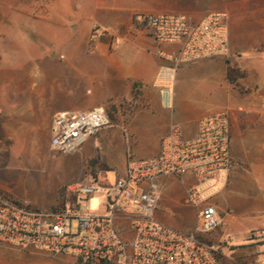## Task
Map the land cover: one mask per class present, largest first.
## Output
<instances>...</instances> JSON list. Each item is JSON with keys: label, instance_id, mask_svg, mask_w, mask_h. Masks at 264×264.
Masks as SVG:
<instances>
[{"label": "crops", "instance_id": "0c3cea01", "mask_svg": "<svg viewBox=\"0 0 264 264\" xmlns=\"http://www.w3.org/2000/svg\"><path fill=\"white\" fill-rule=\"evenodd\" d=\"M190 1L185 7L183 0H54L50 12L35 17L43 24L38 36L45 40V47L56 43L66 55L61 54L63 60L53 61V48L38 47L45 64L36 73L30 62L15 67L8 54L0 50V193L37 210L52 211L62 187L81 184L83 179L97 181L98 169L120 176L127 168L129 152L135 161L154 158L174 125L181 128L184 138L191 139L199 120L227 112L234 166L228 185L213 199L222 223L209 238L225 254L235 247L239 251L236 256L258 264L264 260V243L252 239L251 234L264 238V215L249 219L235 213L242 215V210L250 207L258 211L264 207V48L261 40L250 36L242 25L245 14L238 12L239 2ZM203 3L205 8L200 6ZM149 9L182 12L194 19L210 13L228 16L230 56L184 66L176 75L171 107L163 104L154 81L159 69L168 65L160 53L169 54L176 47L158 45L145 33L130 29L133 16ZM10 16L0 13V20ZM54 26L58 41L48 35ZM94 27L107 28L116 43L111 45L104 38L87 55L83 49ZM3 35L7 33L0 30V39ZM229 70L239 73L232 82L228 80ZM198 82L230 100V111H189L179 97ZM124 103L127 112L121 107ZM96 107L111 108L114 126L123 125L125 132L103 129L71 159L55 156L50 148L53 117L63 111L86 112ZM193 182L191 177L183 182L166 177L161 190L178 186L184 199ZM32 188L42 195L31 197ZM235 193L245 198H236ZM160 200L154 214L158 223L185 233L195 230L197 209L188 205L195 225L183 219L176 223L164 216ZM247 223L255 228L241 233ZM119 229L129 238L127 225L121 224Z\"/></svg>", "mask_w": 264, "mask_h": 264}, {"label": "built area", "instance_id": "2783aa9c", "mask_svg": "<svg viewBox=\"0 0 264 264\" xmlns=\"http://www.w3.org/2000/svg\"><path fill=\"white\" fill-rule=\"evenodd\" d=\"M130 29L145 33L158 45L176 47L169 54L160 53L168 65L159 69L154 81L166 107L172 106L176 75L184 66L231 54L225 13H210L201 19L177 13H139L133 16ZM104 38L111 45L116 43L108 33L98 35L92 30L86 54L91 55ZM112 126L104 107L57 113L50 131L51 151L73 154ZM119 127L125 132L123 125ZM230 129L227 112L199 120L191 139L184 138L181 128L174 125L154 158L135 161L129 153L127 168L114 186H65L60 196L70 193L76 200L69 208L64 205L43 212L0 193V246L70 257L74 264H228L209 235L222 223L213 199L228 185L234 166ZM166 177L194 180L184 197L185 204L198 211V224L192 233L154 219ZM99 191L103 192L100 210L93 213L88 199ZM121 224L128 226L129 238L123 237ZM257 235L252 233L251 237Z\"/></svg>", "mask_w": 264, "mask_h": 264}, {"label": "rangeland", "instance_id": "374dc122", "mask_svg": "<svg viewBox=\"0 0 264 264\" xmlns=\"http://www.w3.org/2000/svg\"><path fill=\"white\" fill-rule=\"evenodd\" d=\"M231 1L239 2L237 4L238 12H242L243 14H245L243 16L244 20L241 22L242 25H244L246 32L250 36H254L256 37V39L261 40V47L264 48V0ZM183 2V5L185 7L190 6L191 4L190 0H183ZM53 4L54 0H0V13H3L4 15L8 13L9 15H11L9 19L0 20V30L3 31V34L7 33V36H1L2 39H0V50L1 52H5L8 54L15 67L20 66L23 63L30 62V64L33 66V72L38 73L40 65L44 63V60L42 59V53L39 51L38 47H43L45 49L53 48L52 50L55 52V59L53 60L54 62L55 60H63V57H60L61 54L66 56L59 49V46H56V43L53 44L52 47L50 46L46 48L45 40L38 36V32L43 29V24H41V22H39V20L35 16H38L41 13L45 14L50 12L51 8H53ZM203 4H200V6H203L205 8L207 4ZM164 13L165 12L159 11L158 9H149L146 12V14L152 15ZM177 14L184 13L180 12ZM94 29L97 30L98 35L102 33L109 34L108 29L105 27H94L92 30ZM48 35L52 39H56V41L59 40L58 31L55 30V26L51 31H48ZM83 50L84 52H86V46ZM262 58H264V56H262ZM179 99H181L184 106L191 112L198 110H212L213 112H219L222 110L230 111V109L232 108V102L228 100L224 95L215 93L210 88L206 87V85L200 84V82L191 86V89L181 97H179ZM121 107H125L126 112L128 111V106L126 103H124ZM105 109L109 117L112 116L114 119V111L111 108ZM109 129L121 130L119 126H112L109 127ZM97 134L93 137L97 138ZM237 146L238 150H240L241 141L239 142L238 140ZM79 153L80 152L78 150L73 154L59 155L54 153V155L57 157H62L61 159H71L73 155ZM95 174L96 176H98L97 181L92 182V178L83 179L81 181V184L92 186L96 189L110 188L114 186L115 181L118 177L116 172L108 171L105 169H98L96 170ZM63 189L64 187L61 188V191ZM31 190H33L34 192L31 197L35 198L34 195L40 197L41 193L37 189L32 188ZM160 195H162V199L160 200L159 205H161L162 203V212L165 217L170 220H174L176 223L183 219L188 224H196V220L193 218L192 214L189 213V206L184 203L180 187L175 186L169 191L160 190ZM234 195L236 196V198H245V196L241 193H235ZM102 197V191H99L89 197L88 201L91 212H99ZM75 203V197H73L70 193H66L64 197L60 196L58 198L55 209H62L64 205L66 206V208H69L72 204ZM242 213L244 214L239 215V212L235 214H238V216L240 217L248 216L249 219H261V216L264 215V207H262V209H259V211L255 210L253 207H250L247 210H242ZM259 222L261 223V221ZM254 228L255 226L253 224L247 223L241 230V233ZM75 229L76 226L74 223L73 231H75ZM252 239L264 243V238L252 237ZM235 250L236 248L232 247L229 249L228 254H225L223 252L226 256L228 264H254L245 256H236L239 251L237 252ZM72 260V258L65 256L53 257L32 250L19 251L18 249L13 247L0 246V264H46L48 262L53 264H72ZM258 264H264V260H262Z\"/></svg>", "mask_w": 264, "mask_h": 264}, {"label": "trees", "instance_id": "16d2710c", "mask_svg": "<svg viewBox=\"0 0 264 264\" xmlns=\"http://www.w3.org/2000/svg\"><path fill=\"white\" fill-rule=\"evenodd\" d=\"M239 76V73L238 72H235V71H232V70H229L228 71V80L232 82L233 78L235 77H238ZM110 119L112 122H114V119L112 116H110ZM56 210H59V209H53L52 211H56Z\"/></svg>", "mask_w": 264, "mask_h": 264}]
</instances>
